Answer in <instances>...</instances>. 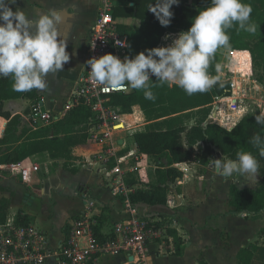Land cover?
Masks as SVG:
<instances>
[{
	"label": "trees",
	"instance_id": "obj_1",
	"mask_svg": "<svg viewBox=\"0 0 264 264\" xmlns=\"http://www.w3.org/2000/svg\"><path fill=\"white\" fill-rule=\"evenodd\" d=\"M151 2L155 3V0H116L115 2L113 15L116 19L136 18L140 21L138 26L118 24L119 31L127 35L132 43L126 51V56L130 58L146 49L171 44L181 31L190 28L192 18L198 14L200 8L208 6L210 0H196L195 6L185 4V0H179V3L171 8L174 15L167 27L161 26L155 15L147 9ZM243 2L252 8L249 22L255 25L256 30L254 33H249L240 30L238 25L234 24L227 29L229 45L222 47L232 51L230 72L256 74V79L264 85V0H243ZM218 63L219 57L214 54L208 69L210 75L214 77L217 74ZM155 79V76L150 75V90L156 97L154 101L145 99L144 90L137 89H132L128 93L113 94L110 100V104L119 107L123 113H131L136 105L141 107L148 124L134 134V139L139 151L153 157L157 162L154 180L130 192L128 199L131 207L136 208L139 205L148 208L168 207L170 184H174L181 176V172L174 167V164L196 161L205 172L216 158L217 152L234 159L237 150L244 149L251 151L259 161L260 179L251 185L242 184L241 180L234 181L230 187L229 204L238 212L264 211V157H260L258 151L249 143L255 134L264 135V128H261L255 120L259 112L247 113L232 128L241 115L237 114L235 120L230 118L237 112L234 109L235 98L223 99L216 119L219 125L213 123L209 115L216 99L231 95V80H219L218 84L207 92L188 95L178 86L161 84ZM12 85L11 76L0 77V117L7 120L0 137V165L24 162L31 155L41 151H48L54 161L73 158L72 148L79 144L75 140V135L81 134L83 140H89V128L93 116L91 109L85 104H78L60 120L40 125L33 119H25L21 114H12L5 109L4 102L10 99H28L34 104H39L41 100L38 90L17 92L13 90ZM191 117L195 119V124L188 127L185 121ZM197 142L198 146H194ZM8 173L1 170V193L9 190L7 181L11 179V174ZM18 181L25 185L22 179ZM127 183L139 184L134 177L127 178ZM11 206L12 201L9 197H0V223L7 220ZM156 214L157 211L148 212L147 220L151 225L159 227L156 218L164 214ZM104 221L105 215L102 213L98 217V224L93 226V235L101 242L111 240L115 236L114 231L108 234L101 232V224ZM30 223L31 218L26 211L19 209L17 224ZM65 229L69 234V223L66 224ZM170 232L174 235L176 243H179L176 231L170 230ZM253 256L252 250L241 249L238 254L239 264H251Z\"/></svg>",
	"mask_w": 264,
	"mask_h": 264
},
{
	"label": "crops",
	"instance_id": "obj_2",
	"mask_svg": "<svg viewBox=\"0 0 264 264\" xmlns=\"http://www.w3.org/2000/svg\"><path fill=\"white\" fill-rule=\"evenodd\" d=\"M100 3V0H15V3L9 5L14 11L17 8L25 11L29 18L40 12H47L49 9H55L64 14L60 31L66 39V50L70 59L64 64L62 71L48 74L46 77L48 86L45 90H38L41 95L39 104L44 111L50 113L62 111L72 91L77 86L87 64L90 34L98 16ZM117 20L118 24L124 23L130 26H138L140 23L139 19L136 18H118ZM220 48L231 53L229 49ZM239 75H236L237 77L232 76V78L240 86L244 84L239 79H244L257 89H264V85L253 78V75L243 73H239ZM227 98L229 96L216 99L213 103L215 107L211 109L209 115V119L213 123L219 124L216 122L220 113L219 108L223 99ZM33 104L28 99H10L4 102V107L12 114H21L23 118L30 119ZM261 108L262 112L259 113H264V105ZM238 112L241 113V116L232 128L247 114H244L242 110H238ZM124 117L127 122L133 124L134 134L144 129L148 124L139 105L134 106L133 112L125 113ZM236 117L233 115L230 118L235 120ZM6 123L7 120L0 117V137L4 132ZM194 124L195 119L193 117L185 121V125L188 127ZM127 134L131 137L126 139L132 144L136 143L134 134L126 133L125 137H127ZM202 145L204 144L202 143ZM96 149H98V146L89 136L87 145L79 144L73 147V150H75L73 154L77 158H89ZM139 153L140 157L132 163L138 167L136 171L141 169V172L144 173L145 167H149L148 159L154 158L140 151ZM57 162L58 160L54 161L51 158L48 151L31 155L23 163L28 166L37 164L39 170L33 171L30 180L27 181L23 180L19 173H11L7 169H0V173L1 170H5L11 174L10 181L15 182L11 185H14V188L16 186L18 193L24 191L23 202L29 205H33L34 202H47L46 206L50 211V213H47L50 217L48 219L50 227L40 229L48 235L52 249L61 246L68 237L69 234L65 229L66 224L69 223L71 230L73 221L86 213L93 217V226L98 224V217L102 213L105 215V221L101 224V232L104 234L111 233L114 231L115 223L131 216L132 207L130 203L125 202L124 197L115 196L110 185L100 184L98 188H94L89 184H85L83 177H78L79 173L74 175L76 186L75 191L72 192L73 194L66 192L65 194H58L59 197L55 198L54 201H43L40 195H46L47 192L46 188L39 185V182L44 184L46 179L60 177ZM174 167L181 172V176L176 179L174 185L170 186L168 207L148 208L145 205H139L133 208L140 217L145 219L148 218V212L157 211V214H164V216H157L156 220L159 227L156 228L159 233L149 242L150 263L239 264L238 254L240 250L248 248L254 253L251 264H264V211L261 213L238 212L229 204L232 183L249 177L252 182H257L260 179L259 172L257 176L236 174L235 179H232L230 177H220L212 163L205 172L202 171V167L196 161L174 164ZM88 169H96V173H99L100 167L94 166ZM156 169L157 162L152 173V180L142 183L136 178L139 184L130 185L131 191L152 182L155 178ZM136 171L131 174L136 173ZM18 179H22L25 185L19 183ZM90 200L95 202L94 207L91 209L88 208L87 204ZM57 202H67V209L65 205ZM10 211H12L11 208ZM26 213L31 218V223L37 225L33 215L28 211ZM60 213L62 223L56 227L54 224ZM170 230L176 231L179 243H176ZM129 256L126 253L97 256L90 264H129ZM46 264H51V259Z\"/></svg>",
	"mask_w": 264,
	"mask_h": 264
},
{
	"label": "clouds",
	"instance_id": "obj_3",
	"mask_svg": "<svg viewBox=\"0 0 264 264\" xmlns=\"http://www.w3.org/2000/svg\"><path fill=\"white\" fill-rule=\"evenodd\" d=\"M13 3L15 0H0V77L11 76L17 92L43 91L48 86V74L62 71L70 59L60 31L64 14L49 9L29 18L19 8L14 11L9 6ZM178 3L155 0L147 9L167 27L174 15L171 8ZM251 13V6L243 0H210L192 18L190 28L181 31L171 44L146 49L131 58L121 59L112 53L91 57L86 62L90 76L114 90H144L145 99L153 101L156 97L150 90V75L161 84L178 86L188 95L207 92L219 82L208 69L216 50L229 45L227 29L237 24L240 30L254 33L255 25L249 22ZM220 70L217 65L216 71ZM255 120L264 128V113L257 114ZM249 143L264 157V135L255 134ZM212 166L220 177L228 178L233 174L257 176L260 164L251 151L239 149L234 159L223 155L213 159Z\"/></svg>",
	"mask_w": 264,
	"mask_h": 264
},
{
	"label": "built area",
	"instance_id": "obj_4",
	"mask_svg": "<svg viewBox=\"0 0 264 264\" xmlns=\"http://www.w3.org/2000/svg\"><path fill=\"white\" fill-rule=\"evenodd\" d=\"M98 16L95 19L90 34L88 59L112 53L123 59L132 43L129 37L118 29V20L113 11L116 0H100ZM123 45V46H122ZM232 53V51H231ZM90 68L85 66L75 89L62 111L50 113L42 109L40 104L31 107L30 119L53 123L63 118L66 113L78 104L88 106L93 116L89 128V136L98 146L92 155L85 157V165L99 166V173L107 178L115 196H128L131 187L127 178L137 170L132 163L140 157L136 143H130L119 133L134 134L133 124L124 119L119 107L110 104L111 95L128 93L132 89L114 90L99 85L90 76ZM230 80V79H228ZM232 93L229 98H235L245 89L238 88L235 79L231 80ZM228 97V96H227ZM238 98H235L234 109L238 108ZM134 109V107H133ZM133 112V110H132ZM142 155V154H141ZM11 173H19L23 180H30L32 172L38 171L39 166L25 165L23 162H13L0 165ZM88 208L95 205L93 200L87 202ZM129 218L115 223V236L105 242L98 241L93 235V217L89 213L73 221L66 240L57 248H51L48 235L36 225L17 224L18 211H10L7 220L0 223V264H46L50 259L56 264H90L97 256L126 253L133 255L135 264H151L149 258V242L158 235L159 231L147 219L140 217L132 208Z\"/></svg>",
	"mask_w": 264,
	"mask_h": 264
},
{
	"label": "rangeland",
	"instance_id": "obj_5",
	"mask_svg": "<svg viewBox=\"0 0 264 264\" xmlns=\"http://www.w3.org/2000/svg\"><path fill=\"white\" fill-rule=\"evenodd\" d=\"M185 4H188L190 6L196 5V0H185ZM216 54H218L219 57V63L221 70L217 72L215 77H219L221 80H233V77H237L238 74H233L229 71V64L231 61L232 54L230 51H226L225 49L218 48L216 50ZM257 72V71H256ZM241 75V74H240ZM239 75V76H240ZM256 74H253V78H256ZM240 82H242L244 85H241V88H245V93H240L238 91V94L235 98H238V108L236 109L237 114H239L238 110H242L244 114L248 112H262V106L264 105V89H257L254 87V85H251L244 79H239ZM263 99V100H262ZM214 104L213 108L214 109ZM241 115V113H240ZM233 116V115H232ZM130 119V118H128ZM35 123H39L40 125H45L46 123L44 121H36ZM118 136L124 137L126 136V132L119 133ZM131 136L127 134V139H129ZM81 134L75 135V140L80 145H87L88 139L83 140ZM77 144V145H79ZM75 150L72 148V157L71 159H60L57 162V169L58 173H60V177H53L52 179H46V182L44 184H41L39 182V185H42V187L46 188V195H40L41 199L43 201H54L55 198L59 197L60 194H65L66 192L72 193L75 191V177L74 175L78 174V177L84 179L85 184H89L90 186L99 187L100 184L107 185V178L102 173H96V169L89 170V166L85 165V158H77L74 157ZM77 153V152H76ZM80 161H77V160ZM148 165L149 167H145L144 173L141 172V169L136 171V173L131 174L128 178L135 177L138 178L142 183H146L150 180H152V173L155 170L156 161L155 159H148ZM10 174V173H8ZM15 183V182H13ZM12 181L8 180L7 185L9 186V190L1 193V196L9 197L12 201L11 209L12 211H17L19 209H24L25 211H28L31 213L34 217L35 222H37L36 226L42 229L49 228L50 225L48 219H50L49 215L47 213H50L48 207L46 206L47 202H34L33 205H29L26 202H23L24 200V191L21 193L17 192V188H15L11 185L13 184ZM256 182H252L250 177L248 179H242V184L245 185H251ZM13 187V188H12ZM59 194V195H58ZM73 194V193H72ZM43 203V204H42ZM45 203V204H44ZM61 203V205H65V208L67 209L68 203L67 202H57ZM42 206V208H41ZM70 213H72L70 211ZM61 213L58 215V220L55 222V226L58 227L60 223H62Z\"/></svg>",
	"mask_w": 264,
	"mask_h": 264
},
{
	"label": "water",
	"instance_id": "obj_6",
	"mask_svg": "<svg viewBox=\"0 0 264 264\" xmlns=\"http://www.w3.org/2000/svg\"><path fill=\"white\" fill-rule=\"evenodd\" d=\"M222 157V154L220 153V152H217V155H216V159H219V158H221ZM235 177H236V175L235 174H233V176H231L230 178H232V179H235ZM171 185H174V184H170V186ZM129 264H135L134 262H133V260H134V257H133V255H130L129 256ZM51 264H56V261L54 260V259H52L51 260Z\"/></svg>",
	"mask_w": 264,
	"mask_h": 264
},
{
	"label": "bare ground",
	"instance_id": "obj_7",
	"mask_svg": "<svg viewBox=\"0 0 264 264\" xmlns=\"http://www.w3.org/2000/svg\"><path fill=\"white\" fill-rule=\"evenodd\" d=\"M127 116H128V115H127ZM127 116H125V117H127ZM123 117H124V116H123ZM125 117H124V118H125ZM137 120H139V119L137 118Z\"/></svg>",
	"mask_w": 264,
	"mask_h": 264
}]
</instances>
